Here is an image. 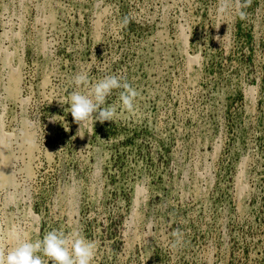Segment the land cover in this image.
<instances>
[{"label":"rangeland","instance_id":"obj_1","mask_svg":"<svg viewBox=\"0 0 264 264\" xmlns=\"http://www.w3.org/2000/svg\"><path fill=\"white\" fill-rule=\"evenodd\" d=\"M236 5L0 0V246L63 229L92 264H264V0ZM78 73L136 111L77 135Z\"/></svg>","mask_w":264,"mask_h":264},{"label":"clouds","instance_id":"obj_2","mask_svg":"<svg viewBox=\"0 0 264 264\" xmlns=\"http://www.w3.org/2000/svg\"><path fill=\"white\" fill-rule=\"evenodd\" d=\"M231 2L218 0L217 15H227ZM246 6L247 0L243 4L237 0L236 7L241 19L247 15L243 10ZM124 22H128L127 18ZM72 83L73 91L57 101L61 106L68 105L64 111L71 113L74 122L80 126L77 135L89 122L115 121L118 109L130 114L136 111L139 91L117 75H106L90 82L86 73H78L72 78ZM82 88L85 90L81 91ZM114 90H119L117 100L108 104L107 98ZM58 117L62 116H52L50 119L56 122ZM64 128L70 130L67 123H64ZM8 235L15 243L7 248L0 246V264H49V261L51 264H92L95 257V242L75 230L65 232L63 229H52L45 232L42 238L32 240L22 237L20 231L13 227ZM172 235L175 237L173 247H176L182 242V233L176 230Z\"/></svg>","mask_w":264,"mask_h":264},{"label":"bare ground","instance_id":"obj_3","mask_svg":"<svg viewBox=\"0 0 264 264\" xmlns=\"http://www.w3.org/2000/svg\"><path fill=\"white\" fill-rule=\"evenodd\" d=\"M4 166V165H3ZM4 169V168H3Z\"/></svg>","mask_w":264,"mask_h":264}]
</instances>
